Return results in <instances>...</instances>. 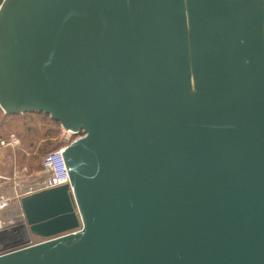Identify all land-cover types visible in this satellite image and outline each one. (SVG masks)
<instances>
[{
  "label": "water",
  "instance_id": "95a60500",
  "mask_svg": "<svg viewBox=\"0 0 264 264\" xmlns=\"http://www.w3.org/2000/svg\"><path fill=\"white\" fill-rule=\"evenodd\" d=\"M0 5V109L83 132L0 264H264V0Z\"/></svg>",
  "mask_w": 264,
  "mask_h": 264
},
{
  "label": "rangeland",
  "instance_id": "374dc122",
  "mask_svg": "<svg viewBox=\"0 0 264 264\" xmlns=\"http://www.w3.org/2000/svg\"><path fill=\"white\" fill-rule=\"evenodd\" d=\"M0 112V139L13 134L16 146H0V191L9 197L8 208L3 212L6 221L17 224L22 210L19 199L36 181L44 176L41 160L45 153L66 146L83 135L66 136L58 123L42 112L3 115ZM32 235V234H31ZM33 242L39 237L32 235Z\"/></svg>",
  "mask_w": 264,
  "mask_h": 264
},
{
  "label": "built area",
  "instance_id": "2783aa9c",
  "mask_svg": "<svg viewBox=\"0 0 264 264\" xmlns=\"http://www.w3.org/2000/svg\"><path fill=\"white\" fill-rule=\"evenodd\" d=\"M61 131L68 137L72 135L69 131L63 128H61ZM79 132L80 130H77L76 134ZM17 143L18 139L13 134L9 135L6 139H0V146H16ZM64 147L65 146L54 149L43 155L41 166L44 176L30 186L25 192V195L69 182L61 156ZM8 205L9 197L0 191V255L43 240L39 237L33 242V239L31 238L32 235L29 233L28 225L23 213H21L17 224H14L12 220L6 221V219L3 218V212L8 208Z\"/></svg>",
  "mask_w": 264,
  "mask_h": 264
},
{
  "label": "trees",
  "instance_id": "16d2710c",
  "mask_svg": "<svg viewBox=\"0 0 264 264\" xmlns=\"http://www.w3.org/2000/svg\"><path fill=\"white\" fill-rule=\"evenodd\" d=\"M0 112L3 113V111L0 109ZM26 113H29V112H26ZM32 113V112H31ZM34 113V112H33ZM5 114V113H4ZM3 114V115H4ZM19 114H22V113H19ZM5 115H18V114H5ZM46 154V153H45Z\"/></svg>",
  "mask_w": 264,
  "mask_h": 264
}]
</instances>
